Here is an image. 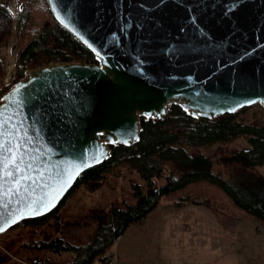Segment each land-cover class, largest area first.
<instances>
[{
    "label": "water",
    "instance_id": "obj_1",
    "mask_svg": "<svg viewBox=\"0 0 264 264\" xmlns=\"http://www.w3.org/2000/svg\"><path fill=\"white\" fill-rule=\"evenodd\" d=\"M47 3L98 62L28 68L0 96L3 138H12L13 124L17 135L27 133L22 167L32 165L18 194L8 191L11 179L0 181L4 231L57 206L110 143L137 140L140 115L162 117L170 102L208 117L264 106V0ZM53 189L54 204L45 208Z\"/></svg>",
    "mask_w": 264,
    "mask_h": 264
},
{
    "label": "trees",
    "instance_id": "obj_2",
    "mask_svg": "<svg viewBox=\"0 0 264 264\" xmlns=\"http://www.w3.org/2000/svg\"><path fill=\"white\" fill-rule=\"evenodd\" d=\"M12 35L16 37L14 70L4 83L6 67L0 55V96L24 77L34 57L98 62L94 53L57 21L47 0H21L17 16L0 0V45ZM238 114L236 110L214 117L195 115L180 103L170 102L162 117L140 115L137 140L110 143L108 155L85 169L57 206L22 220L25 225L53 224V237L33 240L30 245L72 252L66 264H112L111 246L118 236L133 225L147 222L164 201L172 208L202 202L224 227L233 229L249 216L264 226V124L244 122ZM239 136L245 138L246 146L216 158L192 148L214 142L226 145ZM118 164L143 180L130 184L134 200L112 205L84 240L63 239L60 207L67 197L81 185L94 190L95 182L104 181L105 173Z\"/></svg>",
    "mask_w": 264,
    "mask_h": 264
},
{
    "label": "rangeland",
    "instance_id": "obj_3",
    "mask_svg": "<svg viewBox=\"0 0 264 264\" xmlns=\"http://www.w3.org/2000/svg\"><path fill=\"white\" fill-rule=\"evenodd\" d=\"M3 1L17 16L21 0ZM15 50V35L0 45L6 70L13 65ZM51 62L56 61H48L45 56L34 57L29 68ZM237 111L238 118L244 122L264 124V106L258 101ZM246 145L245 138L239 136L226 145L214 142L192 148L216 158ZM105 175L104 181L95 182L97 187L94 190L79 186L60 207L63 239L71 242L84 240L95 228L97 219L103 217L112 205L134 200L131 182H143L136 172L123 164L116 165ZM253 222L254 217L249 216L232 229L219 224L202 202L172 208L164 201L148 216L147 222L133 225L118 236L111 246L114 253L112 264H248V244L252 234L248 227ZM54 235L51 221L41 226L28 224L5 230L0 234V264H66L72 258V252L30 245L33 240H48Z\"/></svg>",
    "mask_w": 264,
    "mask_h": 264
},
{
    "label": "snow or ice",
    "instance_id": "obj_4",
    "mask_svg": "<svg viewBox=\"0 0 264 264\" xmlns=\"http://www.w3.org/2000/svg\"><path fill=\"white\" fill-rule=\"evenodd\" d=\"M57 18L60 19L59 16ZM61 23L63 24L64 21L61 20ZM65 26L67 27L66 24ZM81 39H83V37H81ZM93 50L95 51V49ZM17 91H19V89H17ZM5 99H7V97H5ZM14 103H18L22 106V101H14ZM10 119L11 118H9V120ZM7 123L8 121L4 120L2 114H0V181L11 179L13 186H10L8 191L12 192L13 194H18L22 187H26L23 182L32 180V177L26 174L27 169L32 167L31 163L27 164L26 167H22L26 148L25 145L21 143V141H27L28 137L27 133L17 135V133L20 132V129L18 125L13 124L11 126L12 131L9 133V136L12 138L5 140L3 137L5 125ZM13 140H15V143H13ZM2 190L3 184L0 183V191ZM56 194L58 193H56V190L53 189L52 194H50L51 199L44 205L45 208L53 206ZM21 215H23V212H21ZM12 222L14 223L15 220ZM2 231H4V228L0 227V232Z\"/></svg>",
    "mask_w": 264,
    "mask_h": 264
},
{
    "label": "crops",
    "instance_id": "obj_5",
    "mask_svg": "<svg viewBox=\"0 0 264 264\" xmlns=\"http://www.w3.org/2000/svg\"><path fill=\"white\" fill-rule=\"evenodd\" d=\"M244 228L245 227H242V229ZM248 230L252 232V234L250 235L249 244H248L249 245L248 250H249V256H250L247 259L248 264H264V226L258 225L256 220L254 219V222L252 224L251 223L249 224ZM256 255L257 257H254Z\"/></svg>",
    "mask_w": 264,
    "mask_h": 264
},
{
    "label": "built area",
    "instance_id": "obj_6",
    "mask_svg": "<svg viewBox=\"0 0 264 264\" xmlns=\"http://www.w3.org/2000/svg\"><path fill=\"white\" fill-rule=\"evenodd\" d=\"M6 66V65H5ZM13 70H14V62H13V65L11 66V68L9 67L8 68V70H6V73H5V76H4V78H3V82L5 81V82H8L11 78V74L13 73ZM23 225H25V223L22 221V220H20L18 223H17V225L16 226H18V227H21V226H23ZM1 234V233H0ZM0 241H1V237H0Z\"/></svg>",
    "mask_w": 264,
    "mask_h": 264
},
{
    "label": "bare ground",
    "instance_id": "obj_7",
    "mask_svg": "<svg viewBox=\"0 0 264 264\" xmlns=\"http://www.w3.org/2000/svg\"><path fill=\"white\" fill-rule=\"evenodd\" d=\"M2 233V232H1Z\"/></svg>",
    "mask_w": 264,
    "mask_h": 264
}]
</instances>
